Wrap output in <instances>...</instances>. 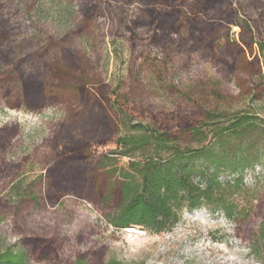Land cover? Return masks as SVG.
Wrapping results in <instances>:
<instances>
[{
	"label": "rangeland",
	"instance_id": "obj_1",
	"mask_svg": "<svg viewBox=\"0 0 264 264\" xmlns=\"http://www.w3.org/2000/svg\"><path fill=\"white\" fill-rule=\"evenodd\" d=\"M78 2L0 0V72L22 59L26 70L37 71L44 60L51 59L53 50L46 52V44L65 38V44L86 57L91 72L109 89L121 84L117 100L132 124L149 122L157 129L177 132L184 119L198 123L202 110L221 112L227 118L237 113L252 116L251 130L245 134L238 130L227 142L230 156L238 152L243 164H250L241 171V185L222 187V192L214 194V199L221 195L235 219L207 208L185 210L174 227L155 233L135 226L116 229L92 204L71 192H64L55 204H42L38 194L44 189L46 171L60 156L54 135L65 133L67 146L84 136L62 106L32 112L10 108L0 100V128L16 127L9 145L0 149V252L40 239L51 241L50 253L27 264H106L112 260L120 264H264V231L258 229L264 218V93L256 101L237 97L223 64L187 44L152 46L148 42L151 27H139L136 42L132 40L130 29L148 19L147 7L139 0H97L98 15L90 28L74 32L80 19ZM238 4L245 16L256 18L253 0H231L233 8ZM238 33L237 26H229L228 32L222 30L220 42L236 40ZM140 52L160 68V81L136 74ZM131 64L133 79L129 77ZM115 149L111 139L91 145L89 154L95 159L105 154L126 164L128 158L110 155ZM234 178L222 173L215 180L231 183ZM254 236L258 238L255 255L249 249Z\"/></svg>",
	"mask_w": 264,
	"mask_h": 264
},
{
	"label": "trees",
	"instance_id": "obj_2",
	"mask_svg": "<svg viewBox=\"0 0 264 264\" xmlns=\"http://www.w3.org/2000/svg\"><path fill=\"white\" fill-rule=\"evenodd\" d=\"M95 1L79 0L80 19L74 32L90 28L98 15ZM139 2L147 7L148 19L136 22L130 29L132 40L136 42L139 27H151L148 42L152 46L157 47L159 42H170L176 47L187 44L205 58L226 67L228 81L238 91L237 97L252 101L261 98L264 93L263 0H253L256 18L245 16L240 4L233 8L231 0ZM1 26L0 18V31ZM229 26L239 28L237 39L226 38L220 42L222 30L228 32ZM133 46L137 49L139 45ZM46 48V52L53 50L51 59L44 60L37 71L26 70L22 59L9 70L0 72V100L6 106L32 112L46 106H62L84 136L73 146H67L65 133L54 135L60 156L46 171L44 189L38 194L42 204H55L64 192H71L92 204L103 220L116 229L135 226L155 233L174 227L185 210L207 208L235 219L221 195L214 199V194L222 192V187L232 189L241 185V171L250 164L244 165L238 152L230 156L227 142L238 130L241 134L251 130L252 116L237 113L227 118L221 112L202 110L198 123L184 119L177 132L157 129L149 122L132 124L117 100L121 84L109 89L97 73L91 72L86 57L65 44V38L51 40ZM139 55L136 74L160 81V68L149 56L141 52ZM129 70V77L133 79L132 64ZM15 133L16 127L0 128L2 151ZM111 139L116 149L110 155L128 158L126 164L105 154L96 159L89 154L91 145ZM222 173L235 178L231 183L217 182L215 179ZM258 229L264 231V218ZM257 239L256 236L250 239L249 249L254 255ZM25 242L16 249L1 251L0 264H27L46 257L52 247L50 240ZM256 259L262 263L260 258ZM106 264L120 263L112 260Z\"/></svg>",
	"mask_w": 264,
	"mask_h": 264
},
{
	"label": "bare ground",
	"instance_id": "obj_3",
	"mask_svg": "<svg viewBox=\"0 0 264 264\" xmlns=\"http://www.w3.org/2000/svg\"><path fill=\"white\" fill-rule=\"evenodd\" d=\"M132 233V232H131Z\"/></svg>",
	"mask_w": 264,
	"mask_h": 264
}]
</instances>
